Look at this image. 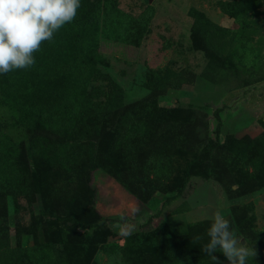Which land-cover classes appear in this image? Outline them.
I'll return each mask as SVG.
<instances>
[{"label":"rangeland","instance_id":"obj_1","mask_svg":"<svg viewBox=\"0 0 264 264\" xmlns=\"http://www.w3.org/2000/svg\"><path fill=\"white\" fill-rule=\"evenodd\" d=\"M117 10L145 22L138 45L102 36ZM77 14L62 38L75 34L74 49L99 56L86 90L106 102L84 120L90 144L76 149L87 165L65 172L32 157V138L63 136L1 114L27 173L24 194L0 188V264H218L201 250L216 211L256 249L248 264H264V0H81ZM30 79L17 95L35 111L50 99Z\"/></svg>","mask_w":264,"mask_h":264},{"label":"trees","instance_id":"obj_2","mask_svg":"<svg viewBox=\"0 0 264 264\" xmlns=\"http://www.w3.org/2000/svg\"><path fill=\"white\" fill-rule=\"evenodd\" d=\"M79 16L77 14L74 21L80 20ZM84 17H86V12ZM95 21L96 19L91 22L95 23ZM108 23L110 30H107V33L101 31L102 36L124 44L138 45L145 22L133 25L131 18L117 10L115 16L108 19ZM66 25L58 31L59 36L54 34L52 41H45L41 45L35 57L36 63L29 68L28 73L26 70H14L15 72L11 71L8 75L9 81L4 83L0 81V116L1 114L13 116L20 112V115H23L26 121L28 120L29 128L35 123L39 129L43 128L62 135L63 138L60 141L51 144L42 137L32 138L29 151L32 157L39 156L45 163L56 164L68 172L76 165H78L76 168L78 170L86 167L87 164H83L80 158V148L76 149L78 143L84 142L83 140H87L88 145L90 144L84 120L92 115L97 117L106 102L92 100L91 92L87 93L86 90L87 85L99 77L93 62L99 56L95 52L74 49L80 41L74 40L75 34L62 38V34L65 33L63 31L67 30ZM118 25L122 26L120 33L112 29ZM101 26L106 25L103 23ZM147 75L148 79L152 77L151 72ZM28 77L31 78L30 81L33 84L30 89L36 92L38 88L40 97L50 99L49 102L37 105L35 111L21 106L17 95V92L25 88V80ZM160 82L161 80L158 79L154 84L152 80L154 85L151 87H161ZM27 91L25 90L24 94H27ZM141 109L146 110L147 106L143 105ZM125 126L120 135L123 141L140 128L137 122L125 123ZM13 142L11 136L1 132L0 128V188L9 195H21L26 192L25 174L27 171L17 158L16 142ZM87 158H90L89 155ZM32 219L33 215L30 213V220ZM8 229V225L0 215V237L5 236ZM17 231L27 234L29 226L18 228ZM36 264L49 263L42 256L36 260ZM181 264L215 263L208 262L206 259L194 258Z\"/></svg>","mask_w":264,"mask_h":264},{"label":"clouds","instance_id":"obj_3","mask_svg":"<svg viewBox=\"0 0 264 264\" xmlns=\"http://www.w3.org/2000/svg\"><path fill=\"white\" fill-rule=\"evenodd\" d=\"M80 7L81 0H0V74L34 66V53L72 23ZM211 220L207 229L210 239L201 250L213 261L220 264L214 255L217 251L229 264H248L250 257H256V249L239 237L228 216L216 211ZM130 230L131 225H127L122 233L130 234Z\"/></svg>","mask_w":264,"mask_h":264},{"label":"water","instance_id":"obj_4","mask_svg":"<svg viewBox=\"0 0 264 264\" xmlns=\"http://www.w3.org/2000/svg\"><path fill=\"white\" fill-rule=\"evenodd\" d=\"M151 0H147V2H150Z\"/></svg>","mask_w":264,"mask_h":264}]
</instances>
